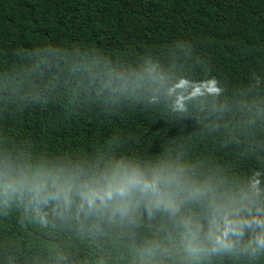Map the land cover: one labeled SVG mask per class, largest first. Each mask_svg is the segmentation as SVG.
<instances>
[{"label": "trees", "instance_id": "trees-1", "mask_svg": "<svg viewBox=\"0 0 264 264\" xmlns=\"http://www.w3.org/2000/svg\"><path fill=\"white\" fill-rule=\"evenodd\" d=\"M64 54L33 73V53ZM165 76L163 99L112 101L93 62ZM165 155L264 186V0H0V163ZM134 230L51 206L0 211V264H133Z\"/></svg>", "mask_w": 264, "mask_h": 264}, {"label": "clouds", "instance_id": "clouds-1", "mask_svg": "<svg viewBox=\"0 0 264 264\" xmlns=\"http://www.w3.org/2000/svg\"><path fill=\"white\" fill-rule=\"evenodd\" d=\"M33 73H61L64 54L54 47L33 53ZM92 83L112 101L163 99L165 76L150 58L139 66L93 62ZM13 203L39 212L51 206L134 230L151 231L135 245L133 264H264V186L239 185L202 174L187 162L113 156L90 163L15 166L0 163V211Z\"/></svg>", "mask_w": 264, "mask_h": 264}]
</instances>
